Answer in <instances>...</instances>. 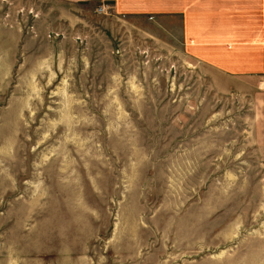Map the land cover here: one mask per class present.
I'll list each match as a JSON object with an SVG mask.
<instances>
[{
    "label": "rangeland",
    "instance_id": "374dc122",
    "mask_svg": "<svg viewBox=\"0 0 264 264\" xmlns=\"http://www.w3.org/2000/svg\"><path fill=\"white\" fill-rule=\"evenodd\" d=\"M0 0V264H264V144L160 26Z\"/></svg>",
    "mask_w": 264,
    "mask_h": 264
},
{
    "label": "crops",
    "instance_id": "0c3cea01",
    "mask_svg": "<svg viewBox=\"0 0 264 264\" xmlns=\"http://www.w3.org/2000/svg\"><path fill=\"white\" fill-rule=\"evenodd\" d=\"M107 2L130 24L160 26L167 48L176 40L219 95L249 106L264 144V0H64Z\"/></svg>",
    "mask_w": 264,
    "mask_h": 264
},
{
    "label": "built area",
    "instance_id": "2783aa9c",
    "mask_svg": "<svg viewBox=\"0 0 264 264\" xmlns=\"http://www.w3.org/2000/svg\"><path fill=\"white\" fill-rule=\"evenodd\" d=\"M110 10H111V6L107 2H102L97 6V11L101 13H107L110 12Z\"/></svg>",
    "mask_w": 264,
    "mask_h": 264
},
{
    "label": "trees",
    "instance_id": "16d2710c",
    "mask_svg": "<svg viewBox=\"0 0 264 264\" xmlns=\"http://www.w3.org/2000/svg\"><path fill=\"white\" fill-rule=\"evenodd\" d=\"M100 2H98V4H99Z\"/></svg>",
    "mask_w": 264,
    "mask_h": 264
}]
</instances>
